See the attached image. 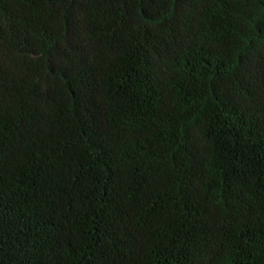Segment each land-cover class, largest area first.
<instances>
[{
  "label": "trees",
  "instance_id": "16d2710c",
  "mask_svg": "<svg viewBox=\"0 0 264 264\" xmlns=\"http://www.w3.org/2000/svg\"><path fill=\"white\" fill-rule=\"evenodd\" d=\"M0 264H264V0H0Z\"/></svg>",
  "mask_w": 264,
  "mask_h": 264
}]
</instances>
